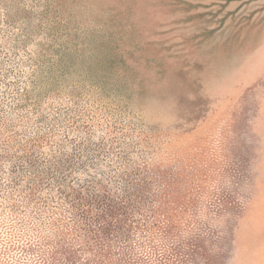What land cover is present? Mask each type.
<instances>
[{"label":"rangeland","instance_id":"374dc122","mask_svg":"<svg viewBox=\"0 0 264 264\" xmlns=\"http://www.w3.org/2000/svg\"><path fill=\"white\" fill-rule=\"evenodd\" d=\"M0 264H264V0H0Z\"/></svg>","mask_w":264,"mask_h":264}]
</instances>
